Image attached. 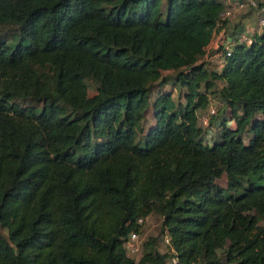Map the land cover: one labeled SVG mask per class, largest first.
Instances as JSON below:
<instances>
[{
	"label": "trees",
	"instance_id": "16d2710c",
	"mask_svg": "<svg viewBox=\"0 0 264 264\" xmlns=\"http://www.w3.org/2000/svg\"><path fill=\"white\" fill-rule=\"evenodd\" d=\"M227 8L0 0V264H264V29L201 60ZM152 213L168 251L129 256Z\"/></svg>",
	"mask_w": 264,
	"mask_h": 264
},
{
	"label": "rangeland",
	"instance_id": "374dc122",
	"mask_svg": "<svg viewBox=\"0 0 264 264\" xmlns=\"http://www.w3.org/2000/svg\"><path fill=\"white\" fill-rule=\"evenodd\" d=\"M256 2L258 3L259 6L257 8H255V9L248 8L247 11L246 10L245 11L243 10L244 11V12H242L243 15L239 16L240 19L241 18L242 19H244V18L246 19V16H248V14H251L254 11L257 12L258 9L263 8V5H261V4L264 3V0H256ZM256 12H255V14H256ZM242 13H240V14H242ZM9 31L10 30H9V27L8 26H0V40H2L4 38L3 36H5L6 33L7 34H10ZM239 33L240 34L241 33H245L244 28ZM246 34H249V36H251L253 33L248 32ZM213 50H216L217 51V50H219V48L216 47ZM209 55L210 54H208V56ZM220 55H222L221 52H220ZM220 58H221V56H220ZM210 62H211L210 64H214L215 67H217L218 64H219V60H215V59H213ZM219 68H220V65L218 66V69ZM94 93H95V90H94V87H92L90 89V91H89V94L90 95H93ZM160 93H170L175 101H178L179 100L180 90L178 88H175V87L171 86V85H165V86H162V87H158V86L157 87H154L153 94H152V98H151V102ZM181 93H182V91H181ZM181 100H183L182 97H181ZM217 103L218 102H216V105H217ZM203 113H201V114H203ZM146 118H147V120H146V126L152 125L153 124V113H152L151 108L148 109ZM212 120H213V118L211 120H209V122L211 123ZM204 129H205L207 138H210L212 136V134H213L214 126H211L210 125L208 127H204ZM244 141L246 142V139ZM217 183L220 186H222V187H226V177L223 175L222 177L218 178L217 179ZM161 219H162L161 216H159V214H157V213H152L151 215H149L148 218L146 219L145 224L139 230V238L141 240V243L142 242L143 243L144 242H147L149 240H154L155 241V244H156V246L158 248V250L161 253H165V252L168 251V246H167L166 242L164 241V234L162 233V230H161ZM262 224H264V221H262ZM2 231L3 232H6L4 229ZM139 256L140 255L138 254V256L136 258H138Z\"/></svg>",
	"mask_w": 264,
	"mask_h": 264
},
{
	"label": "built area",
	"instance_id": "2783aa9c",
	"mask_svg": "<svg viewBox=\"0 0 264 264\" xmlns=\"http://www.w3.org/2000/svg\"><path fill=\"white\" fill-rule=\"evenodd\" d=\"M257 2L256 0H233L230 3H228V8L226 10H224L221 14H220V22L224 21V20H228L232 17V15L234 14L235 11H240V10H247L248 8L251 9H255L257 8ZM257 14V19H256V29H258L259 31H261L262 29H264V9H258V11L256 12ZM221 24V23H219ZM222 32V31H221ZM247 31H245V33H241L239 34L238 38V42L240 43H246V44H251L253 42V36L254 34H252L251 36H249V34ZM216 37V34H214V37L211 41V43H213L214 38ZM210 43V44H211ZM219 44H223L224 45V51L226 53V55H230L231 51H232V46L234 45L233 41H228L227 42V38L223 37L220 38L219 40H217V47L219 46ZM210 57H207L204 60H209ZM216 112V103L211 102L206 110V112H204L203 114H201L199 116V122L201 125L203 126H207L209 124V120L210 117H212ZM146 219L143 218H138L136 223L138 225H143L145 224ZM164 241L166 243H168L169 239L168 237H164ZM143 243V242H142ZM142 243L141 240L139 238V234L136 232H131L126 241L124 242V247L126 249V252L129 256L136 258L138 256V254L140 255L141 253V247H142ZM170 264H177V260L176 258H172L169 262Z\"/></svg>",
	"mask_w": 264,
	"mask_h": 264
},
{
	"label": "crops",
	"instance_id": "0c3cea01",
	"mask_svg": "<svg viewBox=\"0 0 264 264\" xmlns=\"http://www.w3.org/2000/svg\"><path fill=\"white\" fill-rule=\"evenodd\" d=\"M233 0H226V3H230ZM247 11V10H246ZM254 11V10H253ZM244 11H235L234 14L230 19H228V23L226 25V29L222 30V32L218 33L216 37L214 38L213 43L209 44L206 48V53L202 57L203 61H212L213 59L218 60V57L220 53L216 52V50H213L214 48L217 47V40L220 38H227V42L231 40V38H236L239 36V32L244 28V31L251 32L253 34L259 33L258 29H256V19H257V13L255 14L256 11H254L251 14H248L246 16V19H240L239 16L243 15ZM242 13V14H240ZM243 17V16H242ZM211 51V52H210ZM208 54H210L208 56ZM207 57H210L209 60H204ZM220 61V60H219Z\"/></svg>",
	"mask_w": 264,
	"mask_h": 264
}]
</instances>
